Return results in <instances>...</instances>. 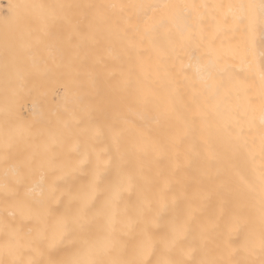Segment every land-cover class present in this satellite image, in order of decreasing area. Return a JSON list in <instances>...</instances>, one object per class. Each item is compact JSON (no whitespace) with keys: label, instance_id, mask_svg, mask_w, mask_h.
Wrapping results in <instances>:
<instances>
[{"label":"bare ground","instance_id":"6f19581e","mask_svg":"<svg viewBox=\"0 0 264 264\" xmlns=\"http://www.w3.org/2000/svg\"><path fill=\"white\" fill-rule=\"evenodd\" d=\"M165 3L255 4L258 11L261 0H0L3 264L15 258L5 249V233L36 227L22 218L18 201L35 212L63 211V194L87 183L97 155L106 162L105 181L123 174L118 203L105 208L99 199L93 207L97 225L112 232L118 246L137 236L138 211L150 205L149 218L160 217L156 232L177 228L174 259L264 264L260 173L252 174L264 169L255 150L264 49L255 44L253 58L244 26L223 24L226 7L200 8L187 26L177 17L151 39L125 24L135 23V9L107 7ZM56 5L80 6L62 11L82 35L66 41L60 25L49 27L60 43L46 34L52 13L61 11ZM85 153L90 162L77 170ZM53 184L60 203L51 202ZM5 186L15 198L4 194ZM235 220L242 227L229 233ZM249 229L254 251L245 248ZM124 258L140 257L129 244ZM143 259L156 264L158 255Z\"/></svg>","mask_w":264,"mask_h":264},{"label":"snow or ice","instance_id":"6c2138e0","mask_svg":"<svg viewBox=\"0 0 264 264\" xmlns=\"http://www.w3.org/2000/svg\"><path fill=\"white\" fill-rule=\"evenodd\" d=\"M80 7L73 5H56L51 16V25L46 27V34L51 35L56 43L61 42L58 33L49 31V27L62 26L66 31L63 37L66 41H71L74 37L82 35L79 25L74 21L72 15L62 11L65 8ZM83 7L93 8L94 5ZM108 8H132L135 9V23L130 19H125V24L131 28L141 39H151L155 34L167 29L170 22L177 17L187 22L192 18V13L198 9L209 7L216 9L227 8L223 14V24L232 23L236 26L243 25L248 38L249 50L255 58V42L257 31L261 40L264 41V0L260 5L255 4H229L227 6L218 5H197V4H111ZM239 9L236 13L233 10ZM160 15H157V11ZM200 20L203 16L197 13ZM98 20L95 15L92 17L88 27L91 28ZM218 26H219V22ZM260 83H261V125L264 126V51L261 52ZM260 148L264 154V127L260 131ZM7 148V143L5 144ZM89 155H82L77 163V170L89 163ZM107 171L106 162L101 155L96 156L95 164L86 184L76 192H67L63 211L53 209L51 206L45 207L42 212L33 211L32 207L24 201H18L22 218L34 220L35 228H29L21 235L19 229H12L5 233L7 237L5 249L15 258L11 264H152L150 260L143 259L144 256L158 255L156 264H186L184 259H174L172 253L177 246V228L174 225H165L166 231L158 233L154 229L159 228L160 217L149 218L150 205L138 211V215L143 217L142 222H138L139 231L132 241L121 246L117 245L116 238L112 232L103 231L97 225L99 213L93 212L95 202L103 199V207L115 206L120 198V185L123 174H118L115 180L105 181ZM261 187V231L259 236V247L264 251V169L259 176ZM55 184L50 190L52 203H60V198L56 195ZM6 196L16 197V193L5 186ZM242 225L239 220H235L229 228V233L240 231ZM15 242V243H13ZM255 233L249 229L245 239V248L254 251ZM129 244L134 256L140 258H124L128 251ZM27 257V258H25ZM0 264H3L0 261ZM205 264V262H201Z\"/></svg>","mask_w":264,"mask_h":264},{"label":"rangeland","instance_id":"374dc122","mask_svg":"<svg viewBox=\"0 0 264 264\" xmlns=\"http://www.w3.org/2000/svg\"><path fill=\"white\" fill-rule=\"evenodd\" d=\"M255 44H257L259 47H261V48L264 49V41L261 40V36H260L259 31H257V35H256V43H255ZM260 126H262V125H260ZM262 127H264V126H262ZM262 127H261V128H262ZM261 128L258 127V129H257V130H258V133H259V135H258V134L256 135L257 138H258V139H257L258 142L256 141L257 144L255 143V141L253 142V143L256 144V145H255V150L258 151V152H257L258 154L261 152V150H260V146H259V145H260V139H259V137H260V131H261V130H259V129H261ZM253 132H254V131H253ZM254 133H255V132H254ZM256 136H255V137H256ZM255 137H254L253 140H256ZM240 142H241V141H240ZM241 144L243 145V143H241ZM246 144H247V143H246ZM246 144L244 143V145H246ZM242 145H240L241 149L243 148ZM244 145H243V146H244ZM246 146L248 147V145H246ZM256 147H257V148H256ZM244 148H245V147H244ZM244 148H243V149H244ZM259 150H260V151H259ZM260 154H261V155H260L261 158H262V156H263V158H264V154H262V152H261ZM256 158H257V157H256ZM243 162H244V163H243ZM245 162H246V161L242 160V161L240 162V165H241V164H242V165L245 164ZM246 163H247V162H246ZM247 164H248V163H247ZM240 165H239V166H240ZM261 165H262V167H263V165H264V159H263V162H262ZM243 167L245 168V166H242V167L240 166L239 169H242V170H241L242 175H245V174H247L248 172L245 171V170H243V169H244ZM262 167H261V168H262ZM253 168H256V167H253ZM252 170H253V169H252ZM257 171H258L259 173H261V171H259L258 169H257V170L254 169V172H255V173L252 171L253 176H254V174H255V176H257V175H256ZM259 173H258V174H259ZM240 174H241V173H240ZM259 175H260V174H259ZM259 175H258V176H259ZM255 176H254V177H255ZM258 176H257V178H258ZM254 179H255V178H254Z\"/></svg>","mask_w":264,"mask_h":264}]
</instances>
